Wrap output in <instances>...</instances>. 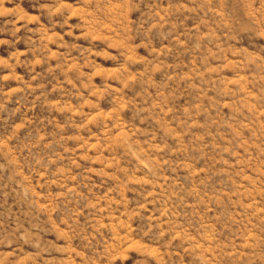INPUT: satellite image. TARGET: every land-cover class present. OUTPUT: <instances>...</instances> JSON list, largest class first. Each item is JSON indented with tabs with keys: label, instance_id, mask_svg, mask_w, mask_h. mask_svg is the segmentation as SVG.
<instances>
[{
	"label": "rangeland",
	"instance_id": "rangeland-1",
	"mask_svg": "<svg viewBox=\"0 0 264 264\" xmlns=\"http://www.w3.org/2000/svg\"><path fill=\"white\" fill-rule=\"evenodd\" d=\"M0 264H264V0H0Z\"/></svg>",
	"mask_w": 264,
	"mask_h": 264
}]
</instances>
